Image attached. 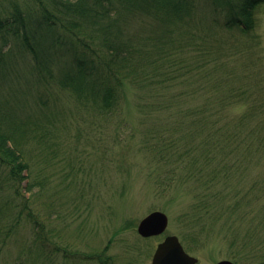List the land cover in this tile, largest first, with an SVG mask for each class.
<instances>
[{
	"label": "rangeland",
	"instance_id": "1",
	"mask_svg": "<svg viewBox=\"0 0 264 264\" xmlns=\"http://www.w3.org/2000/svg\"><path fill=\"white\" fill-rule=\"evenodd\" d=\"M7 2L0 0V9L7 8ZM198 5L211 4L208 0L205 3L200 0ZM254 17L255 25L247 34L235 30L231 35L228 30L218 29L217 32L216 28H208L212 41L210 37L201 42L198 51L190 47V54L185 56L187 60L203 51L204 66L193 73H181V78L166 81L164 102L173 99L175 105H183L185 109L201 108L211 100L208 91L215 87L210 82L216 84L211 76L217 74L215 71H223V61L230 70L235 61L238 65L242 61V69L238 72L241 78L247 76L249 81H259L261 76L264 79V4L257 7ZM128 19L127 35H133L136 48L143 46L145 40L142 38H146L148 32L141 26L146 19L135 12ZM61 32L66 35V31L60 29ZM224 37L230 43L235 39L242 44L239 55L227 57L228 46L221 43ZM44 44L46 50L54 51L49 47L50 40ZM217 44L222 54L214 53V49L218 50ZM0 56L3 57L0 72L5 71L0 75V104L27 123L32 120L43 125L39 131L48 130V137L43 135L34 140L26 134L21 138L22 155L31 171L24 184L29 180L34 184L31 191H22V194L28 199L31 211L51 232L52 241L71 253L63 258L60 251L54 252L51 264H151L156 244L166 234L178 236L189 254L198 259L196 264H214L223 258H237L238 264H264L255 260L257 255L248 254L246 247L239 252L246 240V222L252 226V232L261 206L264 207V185L259 182L264 183V143L260 134L250 130L249 122H244L245 128L234 126L235 118L251 98H264L261 96L264 95V80L257 86L242 84V92L248 94L249 100L244 101V105L233 102L226 113L221 114L220 122L225 126L230 122L228 130L238 131L231 160L216 149L209 155V159H213L210 165L225 158L228 165L242 162V170L232 174L229 180L218 176L212 181L213 177L206 176L196 182L195 178L200 176L186 178L179 171L180 176L171 180L170 165L165 161L162 166L158 165L146 148L148 136H145L143 116L134 107L132 85L127 86L118 109L97 113L90 102L78 100L70 89L60 87L59 78L68 67L67 55L52 54L54 78L47 82L38 79L32 56L23 51L17 40L0 41ZM216 62L222 69H214ZM202 75L211 81L204 80ZM260 91L261 95H257ZM181 92L183 95H179ZM173 110L161 109L162 120H176ZM257 110L260 119L264 108ZM184 120L191 118L186 116ZM222 140L234 146L232 139L224 136ZM247 143L254 146L248 147ZM219 174L222 175V171ZM256 182L261 189L253 188L252 201L243 207L236 205L238 189H248ZM208 194L217 206L206 214L202 200ZM0 196L3 200L2 193ZM154 210L167 215L165 231L160 238H142L137 231L138 223ZM7 211L14 212L10 206ZM244 211L247 214L243 217ZM0 224H5L2 218ZM260 229H264V222ZM13 230L11 241L0 245V264H20L19 259L29 264L22 248L31 245L30 223L23 216Z\"/></svg>",
	"mask_w": 264,
	"mask_h": 264
},
{
	"label": "trees",
	"instance_id": "2",
	"mask_svg": "<svg viewBox=\"0 0 264 264\" xmlns=\"http://www.w3.org/2000/svg\"><path fill=\"white\" fill-rule=\"evenodd\" d=\"M199 2L8 0L9 6L5 8L3 5L4 8L0 9V41L7 42L10 38L17 40L23 51L32 56L35 64L33 69L43 82L54 78L52 54L67 55L68 67L59 78L60 87L70 89L78 100L90 102L97 113H111L118 109L125 98L127 86L132 85L134 107L143 116L145 136H148L146 148L151 159L158 165L162 166L164 161L170 165L168 175L171 180L176 175L180 176L179 172L184 173L186 178L200 176L195 178L196 182L204 180L201 177L206 176L213 177L212 181L218 176L229 180L232 174L242 170L243 164L237 161L228 165L235 151L238 131L230 132L228 128L232 124L229 122L228 126L223 125L220 122L221 114L226 113L229 104L241 102L244 105V101L249 100L248 94L242 92V84L257 86L264 79L261 76L259 81H249L247 76L241 78L238 72L242 69V61L239 65L235 61L231 70L226 69V62L223 61V71H215L217 74L211 76L216 83L210 82L215 87L208 91L211 100L201 108L185 109L183 105H175L173 99L164 102L163 95L168 88L166 81L181 78V73H193L204 66L203 51L185 60V56L190 54V47L198 51L201 42L210 37L212 41L209 35L212 28H216L214 31L217 32L218 29L228 30L231 35L235 30L249 33L255 25L254 12L260 4H264V0H208L211 5H198ZM132 12L146 19L141 27L148 35L142 38L145 44L138 48L134 46L133 35L126 33L130 25L128 17H132ZM60 29L66 31V35L60 33ZM47 40H50L49 47L54 49L53 52L46 50L44 42ZM234 40L231 43L226 37L220 40L227 44L229 54L226 55L230 58L242 51V44ZM214 53L222 54L220 45L218 50L214 49ZM144 54L148 57L145 58ZM2 62L3 57L0 56V65ZM213 66L214 69H222L218 62ZM4 72L2 70L0 75ZM232 84L241 89H236ZM251 99L235 118L234 126L245 128L244 122H249L252 125L250 130L260 134V140L264 143V113L261 112L263 115L257 118V108H264V98L257 96L255 100ZM169 108H174L172 113L176 117L172 122L162 120L161 117L160 110L167 111ZM186 116L191 120H184ZM40 127L43 125L32 120L27 123L0 104V194L3 196V200L0 196V219L5 221V224H0V245L4 246L11 241L15 233L13 229L24 216L25 221L30 223L31 245L29 248L23 247L22 252L28 256L29 264H51L54 252L60 251L63 258L71 255L64 246H58L52 241L51 232L39 216L31 211L28 199L22 194V191H31L34 184L31 180L24 184V180L31 176V171L22 155L21 138L26 134L34 140L43 135L48 137V130L41 132ZM224 136L228 140L232 139L233 147L223 142ZM247 146L254 145L247 143ZM258 147L261 146L258 144ZM214 149L224 152L229 161L224 158L210 165L213 159H209V155ZM220 170L222 175L219 174ZM259 182L261 186L264 185ZM259 182L245 190L240 187L234 203L239 207H243L246 202L250 203L251 195H254L253 188L261 189ZM248 193L249 197H246ZM210 199L211 195L208 194L202 200L206 214L217 206ZM8 206L13 209V213L7 211ZM261 208L252 232V226L246 222V240L239 250L242 253L246 247L248 254L251 252L257 255L255 260L258 263H264V229H260L264 222V207ZM246 214L244 211L242 216ZM233 260L240 262L237 258ZM23 261L26 260L19 259L20 264Z\"/></svg>",
	"mask_w": 264,
	"mask_h": 264
},
{
	"label": "water",
	"instance_id": "3",
	"mask_svg": "<svg viewBox=\"0 0 264 264\" xmlns=\"http://www.w3.org/2000/svg\"><path fill=\"white\" fill-rule=\"evenodd\" d=\"M167 226V216L160 211H153L145 216L138 225L141 235H153L162 232ZM197 258L187 254L178 238L167 236L158 244L151 264H195ZM216 264H235L229 260H221Z\"/></svg>",
	"mask_w": 264,
	"mask_h": 264
}]
</instances>
